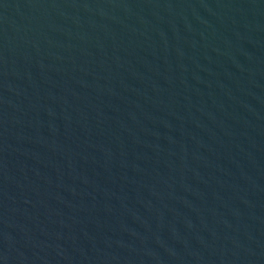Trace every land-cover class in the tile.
Instances as JSON below:
<instances>
[{
    "label": "water",
    "instance_id": "95a60500",
    "mask_svg": "<svg viewBox=\"0 0 264 264\" xmlns=\"http://www.w3.org/2000/svg\"><path fill=\"white\" fill-rule=\"evenodd\" d=\"M0 264H264V0H0Z\"/></svg>",
    "mask_w": 264,
    "mask_h": 264
}]
</instances>
